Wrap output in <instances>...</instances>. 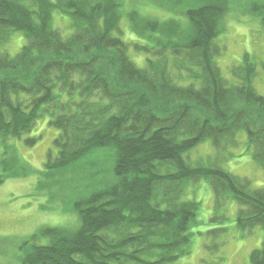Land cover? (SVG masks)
<instances>
[{"label":"trees","instance_id":"obj_1","mask_svg":"<svg viewBox=\"0 0 264 264\" xmlns=\"http://www.w3.org/2000/svg\"><path fill=\"white\" fill-rule=\"evenodd\" d=\"M241 1L177 0L186 9L175 19L167 2L160 3L168 16L160 18L144 6L124 12V0H0V142L21 138L49 116L59 130L56 154L48 153L36 190L65 204L67 190L85 189L65 206L76 223L32 233L19 247L21 264H172L189 253L200 203L186 192L200 180L211 186L215 210L228 200L237 204L238 229L264 226V188L209 158L185 157L206 140L219 152L244 131L252 159L264 169L256 65L245 54L229 83L214 60L219 24ZM54 12L70 19L68 35L53 26ZM247 12L264 26V0H251ZM121 13L145 43L142 67L128 54ZM16 31L25 43L11 56L1 47ZM98 149L110 154L88 177ZM16 168L23 171L0 182L29 174L18 157L4 167ZM250 264H264V241Z\"/></svg>","mask_w":264,"mask_h":264},{"label":"rangeland","instance_id":"obj_2","mask_svg":"<svg viewBox=\"0 0 264 264\" xmlns=\"http://www.w3.org/2000/svg\"><path fill=\"white\" fill-rule=\"evenodd\" d=\"M176 1L124 0L122 11L144 6V12L147 11L145 14L164 18L168 13L165 14L162 10L172 8L177 14H170L169 17L175 19L179 16L184 17L186 8ZM250 1L242 0L236 11L222 18L216 41L219 49L214 60L221 77L229 83H235L231 70L240 65L244 55L248 54L256 65L253 87L258 94L264 95V26L256 17L248 14ZM160 2H167L169 5L173 3V7L165 5L168 8L164 9L162 7L164 4ZM52 21L53 26L63 35L71 32V21L67 16L54 12ZM118 24L123 30L122 38L130 45L129 56L142 67L148 57L143 45L145 43L133 34L125 13H121ZM24 43L22 32L16 31L8 42L2 45L1 51L13 56ZM139 45H143L142 50H138ZM49 120V116L42 115L29 133L22 135L21 138L9 139L6 144L0 142V176L23 171L21 168L10 172L4 169L9 161H14L17 157L24 162L29 172L25 176L6 177L0 182V264H21L20 245L40 228L53 225L69 227L76 223V214L70 209L65 210V206L69 208L70 202L85 193L84 188L65 190L62 196L65 204L59 199L50 200L47 190H36L38 173L44 169L48 153L51 151L53 155L56 154L53 141L59 130L50 125ZM28 137L37 138L33 146L25 143ZM234 138L235 144H226L219 152L210 141H203L186 153L185 157L191 162L207 161L209 158L232 174L248 179L253 187L264 188V169L252 159L245 132L238 131ZM109 151L108 149L95 151L93 156H97V161L90 165L88 177L95 174V169L106 164L101 160L110 154ZM186 198L198 201L200 208L197 222L190 229L192 237L189 253L172 264H250L251 251L261 248L264 241V226H255L244 231L238 229L237 204L228 200L223 207L215 210L212 189L205 180L189 184Z\"/></svg>","mask_w":264,"mask_h":264}]
</instances>
